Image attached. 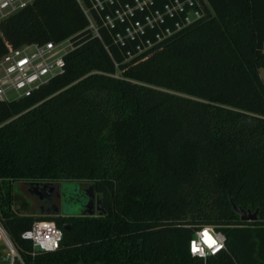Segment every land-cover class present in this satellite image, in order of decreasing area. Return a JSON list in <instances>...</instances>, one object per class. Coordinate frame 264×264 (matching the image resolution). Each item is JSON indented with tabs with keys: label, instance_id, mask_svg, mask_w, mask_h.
Listing matches in <instances>:
<instances>
[{
	"label": "trees",
	"instance_id": "16d2710c",
	"mask_svg": "<svg viewBox=\"0 0 264 264\" xmlns=\"http://www.w3.org/2000/svg\"><path fill=\"white\" fill-rule=\"evenodd\" d=\"M205 1L207 16L125 62L75 0H33L0 24V56L73 45L62 74L0 100V225L25 264H264V0ZM59 180L90 181L99 208L15 213L14 183ZM34 219L61 230L57 249L31 253L19 235ZM203 225L224 235L204 261L187 250Z\"/></svg>",
	"mask_w": 264,
	"mask_h": 264
},
{
	"label": "built area",
	"instance_id": "2783aa9c",
	"mask_svg": "<svg viewBox=\"0 0 264 264\" xmlns=\"http://www.w3.org/2000/svg\"><path fill=\"white\" fill-rule=\"evenodd\" d=\"M87 20L86 30L101 39V30L128 61L150 51L179 31L207 16L198 0H75ZM33 0H0V24ZM205 5H208L203 0ZM106 47V46H105ZM73 49L70 38L27 43L0 56V100L29 96L64 71V56ZM5 264H25L14 243L0 229ZM19 237L30 242L31 253L58 248L62 232L52 220L34 219ZM224 249V235L203 225L188 240L190 256H213ZM204 263V262H203Z\"/></svg>",
	"mask_w": 264,
	"mask_h": 264
},
{
	"label": "rangeland",
	"instance_id": "374dc122",
	"mask_svg": "<svg viewBox=\"0 0 264 264\" xmlns=\"http://www.w3.org/2000/svg\"><path fill=\"white\" fill-rule=\"evenodd\" d=\"M259 75L264 79L263 69L259 70ZM13 193L16 196L13 203L15 213L33 218L46 216L52 219V216L83 215L87 214V210L96 211L98 204V195L93 192L90 181L16 182L13 184ZM0 229L8 236L1 225ZM8 239L12 241L9 236ZM2 241L0 237V253L3 257L5 250Z\"/></svg>",
	"mask_w": 264,
	"mask_h": 264
},
{
	"label": "water",
	"instance_id": "95a60500",
	"mask_svg": "<svg viewBox=\"0 0 264 264\" xmlns=\"http://www.w3.org/2000/svg\"><path fill=\"white\" fill-rule=\"evenodd\" d=\"M198 1H199V4L201 5L203 11L206 13V15H208L207 6L203 2V0H198ZM98 208H99V205L97 204L96 209H98ZM232 208L234 209V211H236L238 213L239 219L241 221H254V220H256V211L250 212L248 208L241 209V208L235 207L233 205H232ZM92 213H93V211L87 210V214H92ZM63 228L66 229L67 227L65 226Z\"/></svg>",
	"mask_w": 264,
	"mask_h": 264
},
{
	"label": "flooded vegetation",
	"instance_id": "af4514ba",
	"mask_svg": "<svg viewBox=\"0 0 264 264\" xmlns=\"http://www.w3.org/2000/svg\"><path fill=\"white\" fill-rule=\"evenodd\" d=\"M43 209H45V208H43Z\"/></svg>",
	"mask_w": 264,
	"mask_h": 264
}]
</instances>
